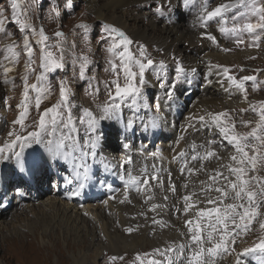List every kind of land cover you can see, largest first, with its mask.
Segmentation results:
<instances>
[{
  "label": "snow or ice",
  "instance_id": "6c2138e0",
  "mask_svg": "<svg viewBox=\"0 0 264 264\" xmlns=\"http://www.w3.org/2000/svg\"><path fill=\"white\" fill-rule=\"evenodd\" d=\"M45 4L49 5V14L54 19L62 18L61 8L65 13L70 14L68 10H74L75 7L74 0H66L63 5L60 0H30L25 7L21 6L20 0H0V46L4 53L0 68H2L3 84L14 85V78L10 77L14 68L9 65L17 64L22 52L26 56L25 71L22 76V99L17 105L20 111L13 125H19L25 129V120L32 106L38 113V121L35 122L33 130L26 131V134H17L14 131L8 133L9 137L14 138L0 145V166H9L13 173L21 178V181L24 177L46 170L53 165L62 168L65 172L71 170L70 177L71 173H75L74 177L66 179V183L71 184L74 179L87 181L94 175L93 162L102 152L105 137L104 122L119 123L124 106L127 104L134 112L139 105L150 109L153 113L150 119L155 125L156 119L161 117L159 111L161 101L155 96L149 99L150 88L162 89L165 99L169 102L177 100L176 92L179 86L191 85L192 79L189 72L196 73L198 69H186L183 62L173 54L175 66L172 77L169 79L166 62L164 60L157 62L151 58L147 45L134 40L114 22L98 18L94 24H89L85 20H80L74 28L81 31L76 32L75 35L81 37L87 44L90 43V35L95 33L97 43L104 44L105 51L109 54L108 65L113 79L106 83L108 99L103 105L97 106L100 109L99 115L94 114L90 108L74 105L75 93L68 84V77L64 76L57 79L59 100L41 111L43 101L52 91L49 74L54 75L58 70L66 71L69 63L73 68V78L93 87L91 78L86 75L91 61L87 55L76 54V41L73 40L69 44L65 33L57 30L54 33L55 42H53V38L45 33L43 25L37 28L31 22L32 10L39 8L43 11ZM191 4L193 0H175V3L174 0H147L145 3L138 4L137 7L141 10L146 9L158 18H167L182 8H188ZM240 8L244 11H240ZM233 9L237 11L232 17V26L227 27L225 14ZM249 17H255L256 22H251ZM240 19L247 22H237ZM213 20L222 21L218 31L221 34H231L236 37L237 46L244 44L241 38L243 33L251 34L254 40L259 41L261 37L256 35V32L258 29L264 31V0H231V2H222L211 10L208 9L206 0L205 5L198 12L196 22L204 29L201 37L215 42L216 37L207 31L208 23ZM13 27L15 31L10 30ZM16 31L22 34V42L13 39ZM33 44L38 45L40 51L41 71L38 73L35 67ZM133 45H135V51L132 49ZM223 50L229 51L227 48ZM69 57H71L70 60ZM213 69L217 70L215 74L218 77L222 76L230 82L232 88L241 92L247 101L246 82L251 81L255 84L257 76L237 78L230 74L229 67L209 63L204 74L206 83L213 75ZM150 70L155 72V84L148 79L147 74ZM32 75H35L37 82L29 83ZM219 82L223 84L224 80L221 79ZM93 90L98 94V87ZM253 90H259V85L256 84ZM74 109L80 114L75 115ZM249 110L257 113L258 119L255 121V126L247 133L237 132L236 120L228 110L206 112L199 116L189 114L186 118L185 131L196 124H200L202 128H207L209 131L215 128L221 136L220 146H231L234 152L230 155L227 164H221L214 170V174L209 175L207 182H200L203 200H193L196 193L192 192L181 198L182 212L180 208L173 207L176 214L188 217L184 221L187 232L181 233L182 236L187 235V242L173 243L165 248H157L151 253H137L132 264L137 262L138 264H215V259L222 253H234L236 238L250 232L257 218L264 215L260 211L264 207V177L257 174L264 168V100L249 104L248 109L240 111L243 113ZM135 123V120H128L125 127L131 128ZM241 123L248 126L252 122L241 121ZM214 143L217 141L209 142L210 145ZM123 148L130 149V143H124ZM26 149H30L27 155ZM150 155L155 159L159 156V151L152 152ZM177 158L183 161L180 167L182 175L186 171L188 174H194L197 171L187 166L189 160L183 151L178 154V157H173V159ZM211 158L221 159L214 149L206 150L202 155L195 153L191 156L192 161H201L200 171L204 170L203 161ZM133 163V157L129 155L121 162L120 167L124 168ZM105 167L109 165L105 164ZM141 171V175L127 171L126 177L123 175L120 177L124 181V200L121 203L130 202L128 197L130 189L145 194V203H149L153 199L150 181L158 182V186L163 190V179L155 164L151 173H148L146 169ZM169 185L168 190L175 193L176 188L171 182L170 172ZM84 187L85 184L79 182L71 195H79ZM183 187L187 188L188 185L185 184ZM16 191L23 194L19 187ZM213 192L215 196L212 195ZM167 199L168 197L165 196L164 200ZM200 204L205 206H198ZM162 207L167 205L150 203L149 210L155 213ZM141 215L146 216L143 212ZM152 223L161 226L165 224L162 219L155 217ZM259 228L264 231V219L260 220ZM134 230L133 227L124 229L129 234ZM244 256H253L259 264H264V238L259 239V242L252 247L243 249L242 253L236 254L235 264H248V261L242 258ZM124 259V256H109L108 264H115L117 260L124 261Z\"/></svg>",
  "mask_w": 264,
  "mask_h": 264
},
{
  "label": "bare ground",
  "instance_id": "6f19581e",
  "mask_svg": "<svg viewBox=\"0 0 264 264\" xmlns=\"http://www.w3.org/2000/svg\"><path fill=\"white\" fill-rule=\"evenodd\" d=\"M84 1L88 4L89 10L96 14L97 18L117 21L123 28L130 29V21L134 20V17H131V13H129V10H127V8L131 3L136 2V0ZM218 2V4H220L222 2H228V0H220ZM105 8L108 10L106 11ZM198 12L194 13L195 16L193 15L186 18L184 20V23L181 24L180 22H175L174 24L162 23L160 26H157L155 24V21H150V24H148V26L143 31H136L137 29L135 26H133L134 24L132 23V31H134V33L136 31L137 35H141L144 38H147V40L148 38L151 40L155 39L157 42L160 43L159 46L161 49H165L166 52H176L178 56H181L182 62L198 69L204 65L208 66L210 62H216V60H226L229 63L231 61H241L243 58H248L254 53H259V51L256 49L245 48V50H238L233 55L229 56L227 54L216 53L214 49L209 46V44L205 43V47L208 48H201V52H198L199 61H197L196 56L188 55L187 51H182V49L179 47V44L183 43V41L188 40L191 45L197 47V44L202 38L201 32L204 31V29H202L199 23L196 22ZM185 17H187V14ZM188 19L190 20L188 21ZM91 47L92 45H90V47L87 49L80 48L82 51L81 55H85L87 52L89 53ZM167 55V58L170 61L169 63H171V54L169 53ZM154 60L158 62L161 60V57H155ZM106 65L107 67H109L108 62L104 66L106 67ZM228 66H230V64ZM215 73L216 70H213V75L208 78L209 82L205 83V86L202 91L197 87L196 83L193 84L192 91L188 95L183 93L185 91L181 92V89L179 88L176 92V96H178V99L173 100L171 102L165 99L163 90H156L155 88H153V90H155L156 94L158 95V99H160L161 101V108L159 109L161 117L156 119L155 122L162 129H164V131L160 130L158 135L156 129L152 130L155 127V125H153V122L149 124V128L139 133L138 136H135V134L133 133L134 128L139 125L140 121V118L136 117V114L138 113L141 115L143 112L148 111V114L150 112V115L148 116L151 117L153 113L151 114V111L148 109H141L140 112H137L135 109L134 112L133 109L124 106L122 118L119 123H115L112 121L104 122L105 137L102 146V152L98 156V159L93 162V173H95L96 171V174L98 175L92 176V178L87 180V184L89 185L91 183L106 180V187L101 190V194H106L108 197L106 200L104 199V202H102L101 204L98 203L97 198H95L94 196L95 193L91 192L90 189H88L87 192L83 193V195L80 196L81 200L79 199V202H81L82 205L65 199L63 200V198H65L66 196H70V199H74L76 197L71 195L72 192L70 194H67L69 191L75 189V179L74 182L71 184L66 183V179L75 176V173H71L70 177L69 172L71 170H69V172H66L67 177L65 178L64 173H62L61 171L63 169L53 165L50 168H47L46 170H41L40 177H35L37 173L36 172L34 174H30L29 176L24 177L23 181H21V178L18 175L14 174L9 166H0V214H9L10 212L12 213L10 215L11 218L13 216L18 218L17 216L19 214H23L26 210H28L27 215L30 216V218H28L29 222L28 220H25L27 232L22 233L21 236L18 235L17 232H14L16 234H14V241L17 245L16 249H22V252L28 254L32 253L33 248L31 246V235L36 232L37 236H40V241L42 243L48 244L47 246L44 245L45 250H43L47 253L52 252L53 245L44 238H48V235L53 236L55 230H58L59 232L63 231L62 229L68 228L69 225H72L73 228H76L75 230H78L77 232L89 234L90 231V235L92 237L91 239H95L97 237L95 233L98 232L103 233V235L105 236H109L111 239L118 240L119 242L123 241V248L130 246V244L128 245L126 243L127 241L125 242L126 239H135L133 237L131 238V236L123 235L125 232L124 229L127 227H133L135 230L138 229V231L141 230L138 232L140 234L138 236L141 237L139 239L141 241V245L145 243L146 245L151 246V248L154 249L165 248L173 243L179 244L181 242H187V235L182 236L181 233L187 232V229L184 226V221L188 217L182 214H176L173 210L170 209L171 205L174 204V206L176 208H180L182 212L183 201L181 198L184 195L192 192L196 193V195L193 197V200H203L204 196L201 193H198L200 192L201 187L200 182H207L209 175L214 174L215 169H217L221 164H227L229 162L230 155L234 152V149L233 151H227V158V156L224 155L223 152L231 146H220L219 141L221 140V136L219 135L218 130L213 128L211 131H209V129L207 128H202L200 124H196L194 128L198 131L192 137V143L200 142L206 147L207 150L214 149L221 157V159L219 160L215 159L213 163L203 161L204 170L200 171L201 161L195 163L197 162V160H191L193 151L187 150L184 147L182 148L181 146H178V149H175V147H173V145H170V143L168 144V142H159L163 150V154L170 157L168 159H171V155H169V153H173L172 156L176 157L181 151L186 153L189 162L193 164V166L190 167L196 169L197 171L194 174H188L186 171L182 175L180 172L181 164H179L177 160V163H174L172 161H161L159 158L162 153L160 152L159 156L156 157L154 160L153 158H151V155L148 154V152L143 148V146L149 145L151 143L146 142L144 145L142 144V147L140 148L135 147V145L137 142L139 143V141L143 137H147L148 135L150 136V140H152V142L153 140H158V138L160 140L165 139L167 137L165 135V133H167V128L172 129L176 132L177 130H182V128H185L187 124L186 118L189 116V114L199 116L204 115L206 112H221L224 111L225 108H233L236 106H248L247 103L250 101H245L244 97L237 101H234L233 98H228L227 95L229 94L225 81L223 82V84L219 82L221 79H223V77H218ZM170 77L171 76H169V78ZM107 78L108 77H102L96 79L95 81L93 80L95 83L94 85L99 87L98 95L101 93L100 98H103V100H95L98 95H94L92 101L86 106L84 105L85 108L95 109V111L100 114V109L97 106L103 105L107 101ZM151 83L154 84L155 82ZM137 108L139 109L138 106ZM127 118L131 120L137 119V122L131 128H128L129 130L125 133L116 132L117 129L120 130L121 126L126 124L125 120ZM254 118L255 117L252 116L250 117V119ZM194 128L190 129V134L195 132ZM179 134L177 135L179 136ZM203 136L205 137L203 138ZM201 138L203 139L201 140ZM210 141H217L216 146L214 144L210 145ZM124 143H130L131 148L124 149ZM178 144L180 143L178 142ZM129 155H132L133 160L139 159L143 162L148 161L146 163V166L139 165L134 170L139 171L142 169H146L148 173H151L153 171V165H156L157 171L163 179V190L158 186V182L150 181V187L153 190V199L154 194H156V192L163 191V194H160V196L168 197V199L164 202L167 207H163L162 209L158 208L154 213L149 210L150 203H152L153 199L149 203H145V194L136 193L131 189L128 193L130 202L125 201L121 203V201L124 200V188L119 191V185L123 187L124 181H122L120 177L122 175L126 177L127 171H130V165L125 166L126 168L123 169L120 167V164ZM105 164L109 165V167H105ZM49 169L54 170V175H49ZM169 172L171 173V182L175 185L176 188L175 193H172L168 190L170 187ZM60 179H62L63 181L59 182ZM47 180L49 182L52 181V192V188L47 187ZM182 182H186L185 184H187L188 187H183ZM86 186L87 185H85V187ZM18 187L22 189L23 194H20L16 191ZM63 191H67V193L63 194ZM59 194H62L61 197L59 196ZM173 195H176L175 199L172 198ZM212 195L215 196L216 194L213 192ZM87 198H91V201H87ZM105 201H107V203H105ZM198 206L203 207L205 205L200 204ZM142 212L145 213L146 216H142ZM262 214H264V209L262 211ZM154 217L156 219H162L165 222L164 226H161L160 224H154V227H151L150 224L152 223ZM9 222L10 221L7 220V218H2L0 216V227L2 229L7 227ZM257 228H259V223L256 229ZM256 232L257 231H255L254 233ZM147 236H150V239L155 238V243H151L152 241H150ZM131 245H133V243ZM103 247H106V245L103 246L102 244H100L99 247H97L98 253L96 256L101 253V248ZM240 247H242V245ZM142 251L144 252V250H140L139 252H141L142 254ZM233 259L234 260H230V264H235L236 257ZM0 264H3L1 258ZM77 264H82V262H78Z\"/></svg>",
  "mask_w": 264,
  "mask_h": 264
},
{
  "label": "rangeland",
  "instance_id": "374dc122",
  "mask_svg": "<svg viewBox=\"0 0 264 264\" xmlns=\"http://www.w3.org/2000/svg\"><path fill=\"white\" fill-rule=\"evenodd\" d=\"M218 1H220V0H211L209 2L210 6L209 7L207 6L208 9L211 10L212 8L216 7V5H218V3H219ZM145 2H147V0L146 1L145 0H136V2H133L128 6L127 10H129V13H131L130 14L131 17L132 16L134 17V20L130 21V29L129 28L128 29L123 28L122 26H120L119 22H117V21H112V20H107V21L114 22L118 27H121L122 29H124L127 32V34L130 37H132L134 40L147 45L148 52H149L150 56L153 57V59L155 57H161V60H164L166 63L170 64L169 65L170 68L167 72H168V76L172 77L173 69H174L173 64L175 63V60H173L171 58V63H169L170 61L167 58L168 57L167 54L170 53L171 57H173V54L175 53L174 54L175 57H177V58L179 57V59L182 61L181 56H178L176 52H172V51H170V52L168 51L169 52L168 53L163 48H162L163 51H160L161 48L159 46L160 45L159 42H157L155 39L151 40L148 38V40H147V38H144L141 35H137L136 31H143L148 26V24H150V21H155V24L157 26H160L162 23H168V24L169 23L174 24L175 22H178V23L180 22V24L184 23V20L186 18H188L189 16H193V15L195 16L194 13L198 12V10L200 9L199 7L202 6V4L205 2V0H193V4L189 5V8H183V9L175 12L173 15L168 16L167 18H158L156 16L151 15L146 9L141 10L137 7L138 4L145 3ZM228 2H231V0L230 1L228 0ZM20 3H21L22 7H25L28 3H30V0H20ZM60 3H61V5H63L64 3H66V0H60ZM74 4H75L74 10H68V13H70V14L65 13L63 8H61L62 18H60V19H54L53 16L49 14V11H48L49 5H47V4H45L43 11H41L39 8L33 9L32 13H31V22L37 28H39L41 25H43V27L45 29V33L50 38H53V42H55L54 33L57 30H62L65 33V36H66L69 44L73 40L76 41V43H77L76 54L77 55H81V53H82L80 48H83V49L86 48L87 49L90 47V45H92L89 53L87 52L85 55H87L89 60L91 61L90 66L86 70V75L89 78H91V84L93 87H89L86 82H83V81H80L76 78H73V68H72L71 64L69 63L66 71L58 70L57 73L54 75L49 74L51 85H52V91H51L50 96L43 101V103L41 105V111L44 108H47V107L51 106L52 104L57 103V101L59 100V87L57 84L58 78H63L64 76L68 77V84H69L71 90L75 93V96L73 97L74 105H76V103H77V106H79L80 108H85L83 106L84 105L86 106L88 103H90L92 101V98L94 97V95L95 96L98 95L93 90L94 88L97 87L96 85H94L95 84L94 81L96 79H99L102 77H108L109 78L110 76H113L112 72L109 70V67H107V65H106V67L104 66L108 62L109 54L105 51V45L104 44L97 43L96 34L92 33L90 35V43H87V44L83 41V39L81 37H78L75 35L76 32H80L81 30L75 29L74 25L76 23H78L80 20H85L89 24H94V22L98 19L96 17V14L93 13L91 10H89L88 4L84 0H74ZM105 10L107 11L108 9L105 8ZM239 10L244 11L243 8H240ZM236 11H237L236 9H233L232 12L229 13L230 18H228L227 27L232 26V23H233L232 17L236 13ZM186 14H187V17H185ZM135 18H136V20H135ZM168 19H170L171 22H168L169 21ZM248 19L251 22H256L255 17H249ZM137 20H138V22H137ZM189 20L190 19H188V21ZM237 22L244 23L247 21L244 19H240ZM131 25L136 27L137 30L135 31V33H134V31H132L133 26H131ZM215 25L218 26L216 23H215ZM215 25H214V23H210V24L208 23L207 29L208 28L213 29L211 26H215ZM10 30L15 31V27H13ZM208 32L212 33V35H214L216 37L215 42L212 40H209L207 38H201L200 42L197 44V47H195L194 45H191L188 40H185V41H183V43L179 44V47L182 49V51H187L188 55L196 56L197 61H199V59H198L199 53L198 52H201V48H203V47H204V49L208 48V47H205L206 46L205 43L209 44V46H211L216 53L227 54L229 56L233 55L238 50L239 51L245 50V48L256 49L259 51V53H254L248 58H243L241 61H231L228 63V61H226V60L225 61L216 60V62L215 61L210 62L213 65H221V66L229 67L230 74L236 76L237 78H241L244 76H253V75L257 76V82L255 84H254V82H251V81L246 82V87L248 90L247 101H250L247 103L248 106H236L233 108H225V110H228L232 114V116L235 118L237 132L247 133L251 130L252 127L255 126V121L258 119V115H257V113L252 112L251 110L243 112V113H241L240 110L241 109H248L249 104H254L258 101L264 100V31L259 30V29L257 30L256 35H259L261 37V39L259 41L254 40L253 35L248 34V33H243L241 38L244 40V44L239 45V46H237V44L235 43L236 37L232 36L231 34H226V35L229 36V38H231L234 41L233 44H232V41L229 40L226 36H225V38L220 39L221 35L215 33V32H217V30H214V31L210 30L209 31V29H208ZM13 39H15L17 42H22V34L18 31H16ZM80 39H81V41H80ZM223 42H225L226 45ZM229 43H231V45H229ZM222 44H223V46H222ZM193 46H194V48H193ZM33 48L35 51V67H36V72L38 73L41 71V69L39 68V64H40L39 46L33 44ZM132 48H135V45H133ZM225 48L229 49V51H227V52L224 51L223 49H225ZM53 51H55V49H53ZM3 55H4L3 49H2V46H0V62L3 61ZM25 59H26V56L22 52L19 62L15 65H9V66H12L14 68L13 73H10V77L14 78V85L3 84V82H2L3 81L2 68H0V145H3L6 141H10L11 139L14 138V137L8 136V133L10 131H14L17 134H26V131L33 130L35 122L38 121V113H37L35 107L32 106L30 108L29 116L25 120V129H22L21 126H19V125H13V121L17 118L18 112L20 111L17 108V105L20 103V101L22 99V92H23L22 76L24 75V71H25V69H24ZM68 59L70 60L71 57H69ZM229 64H230V66H228ZM183 65L186 69H189V70L194 68V67H191L189 64H186L184 62H183ZM207 67H208L207 65H204L199 69L196 68V69H198V71L196 72L197 74L189 72L192 75V78H191L192 83H191V85H188V84L180 85L179 88L181 89V92L185 91V92H183L184 94L189 93L191 91L192 85L194 84V82L196 81L197 78H200V81L197 83V87L202 91V89L204 88L205 83H206L204 81L205 79H204L203 75L205 74L204 72L207 71ZM242 68H243V71H241ZM213 70H216V69H213ZM76 71L78 72V67L76 68ZM12 74H13V76H12ZM147 76H148V79L150 80V82L156 83V81L154 79L155 74H147ZM171 77L169 79H171ZM224 79L225 78H223V80ZM33 81H35V75L31 76L29 83H32ZM121 83H123V79H121ZM225 83H226V85L228 84L226 79H225ZM256 84L259 85V90L254 91L253 88ZM98 89H99V87H98ZM227 90H228V94L231 93V95L227 96L228 98H233L234 101L242 99L243 94L241 92L232 89V87L229 85L227 86ZM155 95H156L155 92H152V93L149 92V99ZM100 96H101V93L97 96V98H95V100L97 99L98 101H102L103 98H100ZM106 96L108 99V95H106ZM204 96H206V95H204ZM125 106H127V108H129L127 104ZM140 107H143V106L140 105ZM92 110L95 111V109H92ZM74 114L78 115V111H76L75 109H74ZM94 114H96V113H94ZM251 116L255 117V118L250 119ZM136 117H140L141 121H143V123H140V125L136 126L135 129L133 130V133L135 135H138V133L143 132L144 129L148 128V120L146 118L147 114H142V115L136 114ZM128 120H131V119L127 118L125 120V122H127ZM135 121L137 122V119H135ZM241 121H251L252 123L249 124L248 126H245L244 124L241 123ZM184 129L185 128H182L181 132H180V130L178 132H174L172 130L174 133H177V134L180 133L179 136L177 134H174L172 137L170 134H168V136L163 140H160L159 138H158V140H154L153 142H151V144L145 146L144 150H146L148 152V154L155 152L157 150L160 153H163L162 152L163 150H162L160 143H159L162 141L164 143H167V142H168V144L170 143V145H173V147H175V149H178V146L179 147L181 146L183 148V146L181 145L183 143L182 142L183 138H186L189 135L188 131H185ZM127 130L128 129L125 126H122L121 130H119V132H125ZM215 137H217V136H215ZM174 138L177 141H175ZM149 140H150V137H148V136H147V138L141 139V145L145 144L146 142H149ZM171 141H172V143H171ZM113 142H114V140H113ZM178 142L180 144H178ZM191 144H193V143H191ZM211 145H213V144H211ZM214 145L216 146V143H214ZM139 146H140V143H139V145L137 144V147H139ZM33 147H35V146H33ZM191 148L193 151L195 150V151H197V153H199V154L201 153L200 144H193V145H191ZM230 150L233 151V148L229 147L228 149L224 150V152H223L224 155L227 156V158H228L227 154ZM28 151H30V149H26L25 153L27 154ZM169 155H171V159H168L170 157L166 156L165 154L163 156H161L159 159L161 161H174L175 159H173V157H175V156H172L173 153H171V154L169 153ZM162 157H164V158H162ZM215 159L216 158H211L208 161L213 163L215 161ZM179 161H181V160H179ZM195 163H197V162H195ZM131 171L136 175L142 174L141 170H139V171L134 170V166L131 169ZM63 173L66 174V172H63ZM257 174L264 177V168H262ZM250 175H251V173H250ZM39 177H40V175H39ZM11 178H14V177H11ZM81 182L84 183L85 181L81 180ZM185 183L186 182H182L183 185ZM105 186H106L105 184L92 185L91 186V189H93L92 192L96 193L95 197H97L98 203H100V204L102 202H104V199L106 200L108 197L106 195H102L99 192V190L103 189ZM47 187L52 188L51 181L49 182L47 180ZM119 188H122V187H119ZM51 192H52V190H51ZM198 193L200 194V192H198ZM160 194L162 195L163 191H158V192H156V194H154V199H153L154 201L152 200V203H156L158 205H165V203H164L165 202V200H164L165 196H160ZM175 196L176 195H173L172 198L175 199ZM63 200H64V198H63ZM65 200H68V198H65ZM76 200H77V198L73 199L72 202H76ZM228 202H231V201H228ZM80 205H82V203ZM80 205H78V206H80ZM173 207H174V204L171 205L170 209L173 210ZM162 208H160V209H162ZM263 209H264L263 207L260 209L261 213H262ZM4 213H6V212H4ZM27 213H28V210H26L23 214H19L17 216L18 218H16L15 216H13L11 218L10 215L12 213H10V212H9V214L6 213L7 215L3 214V213L0 214V216L2 218H7V220L10 221L8 226L5 227L6 229L5 228L2 229L0 227V250H1L0 251V258H1L3 264H77L78 262L79 263L82 262V264H108V257L113 256V255L118 256V257L119 256L125 257L124 261L117 260L115 262V264H129V263L132 264V262L135 259V255L137 253H141V252H139L140 250H144V252L142 251L143 253H151V252H153V250H155L154 248H151V246H148L145 243L143 245H141V241L139 240L141 237L138 236V235H140L138 232L141 230L138 231V229L134 230L131 234L124 232L123 235L131 236V238L133 237L135 239H130V238L126 239L125 242L127 241L126 243L128 245L130 244V246L123 248V245H122L123 241L119 242L118 240L111 239L109 236L106 235L107 236L106 237L105 235H103V233H98V232L95 233V235H97V237L95 239H91L92 237L90 235L91 234L90 231H89V234L88 233L84 234L82 232H77L78 230H75L76 228H73L72 225H69L68 228H63L62 229L63 231L59 232L58 230H55L53 236L48 235V238L47 237L44 238L45 240H48L53 245L52 246L53 251L49 252V253L44 251L45 250L44 245L47 246L48 244L42 243L40 241V236H37L36 232L34 234H32L31 235V246L33 248L32 249L33 252L28 254V253L22 252V249L21 250L16 249L17 245L14 241V237L16 235L14 232H17V234L20 236L22 233L27 232L26 221L28 220V218H30V216L27 215ZM13 219H15V220H13ZM261 219H264V215L257 218L256 222L253 223L252 230L250 232H248L246 235H241V236H238L236 238L235 252L234 253H231V254L222 253L221 255H219L215 259V264H221V263L230 264L231 263L230 260H234L233 258L236 257V254L242 253L243 249L252 247L255 243L259 242V239L264 238V231H262L260 228L256 229V227H257L258 223H260ZM28 222H29V220H28ZM150 226L154 227V224L151 223ZM15 228H16V231H15ZM22 229H24V230H22ZM72 231H73V233H72ZM255 231H257V232L254 233ZM11 232H12V234H11ZM8 234H10L11 236ZM74 234L76 235V237ZM147 237L149 238L150 236H147ZM150 238H149V240L152 241L151 243H155L154 241L156 239L155 238L150 239ZM132 243H133V245H131ZM100 244H102L103 246L106 245V247L101 248V253H99V255L96 256L98 253L97 247H99ZM241 245H242V247H240ZM251 257L253 259H255L253 256H251ZM255 260H257V259H255ZM249 264H253V263L249 262Z\"/></svg>",
  "mask_w": 264,
  "mask_h": 264
}]
</instances>
